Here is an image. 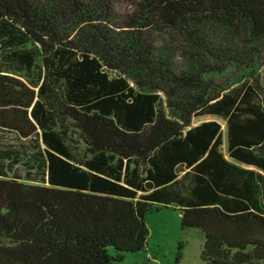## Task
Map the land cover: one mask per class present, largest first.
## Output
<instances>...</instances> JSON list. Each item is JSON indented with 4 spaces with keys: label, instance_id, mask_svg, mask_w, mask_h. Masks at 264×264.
Segmentation results:
<instances>
[{
    "label": "trees",
    "instance_id": "trees-1",
    "mask_svg": "<svg viewBox=\"0 0 264 264\" xmlns=\"http://www.w3.org/2000/svg\"><path fill=\"white\" fill-rule=\"evenodd\" d=\"M47 4L0 0V264H122L169 208L264 264V0Z\"/></svg>",
    "mask_w": 264,
    "mask_h": 264
},
{
    "label": "rangeland",
    "instance_id": "rangeland-1",
    "mask_svg": "<svg viewBox=\"0 0 264 264\" xmlns=\"http://www.w3.org/2000/svg\"><path fill=\"white\" fill-rule=\"evenodd\" d=\"M39 6L47 8L49 0H34ZM89 2V0H83ZM112 13L123 18L130 8L124 3L114 2L111 5ZM64 24V23H63ZM70 22L66 21L68 26ZM63 25V26H65ZM162 38L158 43L162 45ZM182 49V48H181ZM181 49L177 54H173L171 61L178 65H183L186 61ZM261 55L262 66L258 70L260 82V96L264 99V46L258 47ZM206 121H217L223 130V153L226 155V124L225 121L216 117H201L193 120V125H199ZM18 142L11 135L0 134V146ZM228 159V157L226 156ZM24 174V167H20ZM145 222L149 231L146 250L140 253H129L124 255L122 264H204L201 260L202 246L204 238L196 230L181 228L180 213L175 208L161 209L145 217ZM182 245L181 257L178 259L179 246ZM111 255H115L114 250H110ZM150 256V259L148 258Z\"/></svg>",
    "mask_w": 264,
    "mask_h": 264
},
{
    "label": "built area",
    "instance_id": "built-area-1",
    "mask_svg": "<svg viewBox=\"0 0 264 264\" xmlns=\"http://www.w3.org/2000/svg\"><path fill=\"white\" fill-rule=\"evenodd\" d=\"M148 258L150 259V256H148Z\"/></svg>",
    "mask_w": 264,
    "mask_h": 264
}]
</instances>
